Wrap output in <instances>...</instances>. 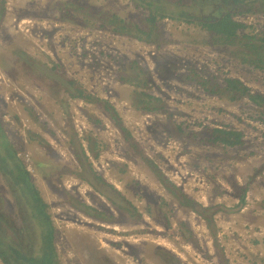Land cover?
<instances>
[{"label": "rangeland", "instance_id": "1", "mask_svg": "<svg viewBox=\"0 0 264 264\" xmlns=\"http://www.w3.org/2000/svg\"><path fill=\"white\" fill-rule=\"evenodd\" d=\"M0 5L2 132L48 206L55 264H264V103L225 82L264 97V67L240 59L264 60L245 42L264 32V2L235 13L244 29L230 44L166 18L146 44L98 18L146 30L130 0ZM78 86L86 97H69ZM88 164L120 200L84 180ZM12 195L0 174V207L17 221Z\"/></svg>", "mask_w": 264, "mask_h": 264}, {"label": "trees", "instance_id": "2", "mask_svg": "<svg viewBox=\"0 0 264 264\" xmlns=\"http://www.w3.org/2000/svg\"><path fill=\"white\" fill-rule=\"evenodd\" d=\"M135 7L142 8L148 12L146 21V30L133 23L127 24L123 19L116 15L99 16L102 23L113 25L112 31L120 35H127L137 41L146 44L153 43L158 29V23L162 19L194 24L204 30L208 36L219 42L230 44L238 38V32L244 29V24L233 19L235 13L247 14L252 11L251 5L263 3L264 0H130ZM236 11V12H235ZM93 14V12H91ZM4 10L0 5V21ZM104 27V26H103ZM159 30V29H158ZM247 44L253 49H264V32L252 34ZM244 38L247 34L241 35ZM257 36V37H256ZM256 37V39L254 38ZM243 38V39H244ZM255 55V54H254ZM264 55V54H263ZM253 60L251 55L240 58L242 63L253 64L255 68L264 67V60L260 55H255ZM141 72H139L140 74ZM227 88L240 91L253 102L264 103L262 94L256 92L250 93L249 88L241 85L237 79L226 78ZM71 85L74 82H69ZM145 79H143V84ZM207 80H201L200 85L204 86ZM136 85V84H134ZM239 86V87H238ZM210 91V90H209ZM84 88L78 86L74 92H70L69 97L81 99L85 96ZM148 99L155 100L153 96L148 95ZM83 99V98H82ZM157 99V98H156ZM148 103V102H147ZM257 104V105H261ZM147 111L148 108L144 107ZM151 110V109H150ZM149 110V111H150ZM2 122L0 118V174L6 180L9 189L12 192L14 202L18 209L19 219L14 221L9 214H6L4 207H0V262L2 264H55L56 252L53 246L55 226L51 220L48 206L41 196L40 190L31 179L30 172L27 170L21 159L16 158V152L11 145H8L2 132ZM221 135V143L226 146H236L242 144L241 133L236 131L215 130ZM78 156L83 161H87L84 150L79 146ZM92 149V148H91ZM90 151L92 152V150ZM114 163V162H112ZM35 167V166H34ZM84 180L93 185L107 199L120 200L121 196L114 191V198L107 189H112V185H107L104 179L93 171L91 165H83ZM159 174V173H158ZM162 176V175H161ZM161 178L162 183L167 185V179ZM92 180H95L92 181ZM99 185V186H98ZM105 186V187H104ZM245 189L240 195V202H244ZM185 199V196H184ZM115 203V202H114ZM134 210V208H132ZM204 209H202V212ZM177 264H180L177 262Z\"/></svg>", "mask_w": 264, "mask_h": 264}, {"label": "built area", "instance_id": "3", "mask_svg": "<svg viewBox=\"0 0 264 264\" xmlns=\"http://www.w3.org/2000/svg\"><path fill=\"white\" fill-rule=\"evenodd\" d=\"M3 76H2V73L0 72V82L1 81H3V78H2ZM27 161H28V157H27ZM26 167H27V170L29 171V167L26 165ZM30 172V171H29Z\"/></svg>", "mask_w": 264, "mask_h": 264}]
</instances>
